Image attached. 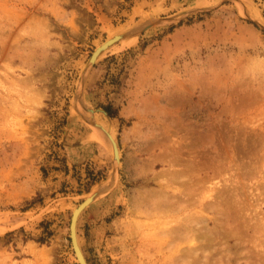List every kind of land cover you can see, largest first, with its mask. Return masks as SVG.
Returning <instances> with one entry per match:
<instances>
[{
	"label": "rangeland",
	"instance_id": "obj_1",
	"mask_svg": "<svg viewBox=\"0 0 264 264\" xmlns=\"http://www.w3.org/2000/svg\"><path fill=\"white\" fill-rule=\"evenodd\" d=\"M88 196L87 264H264V0H0V264Z\"/></svg>",
	"mask_w": 264,
	"mask_h": 264
},
{
	"label": "bare ground",
	"instance_id": "obj_2",
	"mask_svg": "<svg viewBox=\"0 0 264 264\" xmlns=\"http://www.w3.org/2000/svg\"><path fill=\"white\" fill-rule=\"evenodd\" d=\"M239 1H242V0H239ZM238 3V2H237ZM239 5V4H238ZM239 7V6H238ZM247 7V6H246ZM243 8V7H242ZM239 9V8H238ZM247 10V9H246ZM241 11V10H240ZM243 11V10H242ZM246 12V11H245ZM250 12V11H249ZM251 13V12H250ZM248 14V13H247ZM255 17V16H254ZM258 20V19H257ZM114 39V38H113ZM113 39H110V41L111 40H113ZM131 40V39H130ZM122 42H125V41H122ZM106 43H108V41L106 42ZM106 43H104V44H102L101 46H99L100 47V50H102V49H104L105 48V46L107 45ZM110 43H112V41L110 42ZM110 43H108V44H110ZM106 44V45H105ZM111 46V45H110ZM81 88V87H80ZM77 100H79L78 98H77ZM81 104H83L81 101H80V103H79V101H77V102H75V106H74V109H75V111H76V113L77 114H79V116L80 117H82V119L84 120V122L87 124V125H89L90 127H91V129H92V131H93V136H95V138L97 139V140H100V141H103V142H105V144H107V146H109L108 148H110V150H111V152H112V158H113V160H117V162H118V158H119V151H118V148H117V145H116V142L114 141V139H113V136H112V134L108 131V129H104V128H100V127H94V125H93V122L92 121H89L90 120V118L92 117L93 118V116L95 115H93V112H90L91 113V116L89 115V114H87V113H85V111L87 112V108H85L84 106H82ZM92 110V109H91ZM95 118V117H94ZM95 123V122H94ZM106 135V136H105ZM116 162V161H115ZM89 198H86V200L82 203V204H80L79 206H77L76 208H74L73 209V211H72V215L74 216V231H75V233H76V222H77V218H78V216H79V214H80V212L83 210V208L92 200V198H90V196H88ZM92 197V196H91ZM72 217V216H71ZM71 220V219H70ZM69 225H70V223H69ZM76 243L78 244V241H77V235H76ZM78 248H79V250H80V252L82 253V251H81V249H80V247H79V245H78ZM82 256H83V253H82ZM75 257H76V255H75ZM84 257V256H83ZM76 259H77V257H76ZM84 260H85V258H84ZM77 261H78V259H77ZM78 263H79V261H78ZM87 264V263H86Z\"/></svg>",
	"mask_w": 264,
	"mask_h": 264
},
{
	"label": "water",
	"instance_id": "obj_3",
	"mask_svg": "<svg viewBox=\"0 0 264 264\" xmlns=\"http://www.w3.org/2000/svg\"><path fill=\"white\" fill-rule=\"evenodd\" d=\"M114 37V39L113 40H111L112 42H114V40H116V39H118L119 38V36L117 35V36H113ZM108 41V43H110L111 41H110V39H108V40H106L104 43H106ZM103 43V44H104ZM108 43H106V44H108ZM105 44V45H106ZM99 47V46H98ZM97 47V48H98ZM96 48V49H97ZM96 49L94 50V52L92 53V55H91V57H90V61H92V58H94V55H95V51H96ZM86 199H84L80 204H82L84 201H85ZM79 204V205H80ZM78 205V206H79ZM74 216L72 215V217H71V220H70V225H69V229H70V240H71V245H72V248H73V252H74V254L76 255V257H77V259H78V261H79V264H86V261L84 260V257L82 256V253L80 252V250H79V248H78V244L76 243V233H75V231H74Z\"/></svg>",
	"mask_w": 264,
	"mask_h": 264
}]
</instances>
